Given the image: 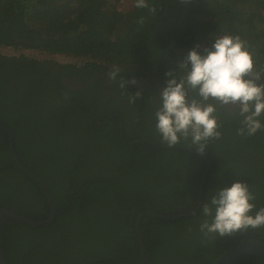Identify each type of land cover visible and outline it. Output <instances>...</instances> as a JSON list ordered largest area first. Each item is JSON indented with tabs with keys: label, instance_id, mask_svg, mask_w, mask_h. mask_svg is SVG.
Here are the masks:
<instances>
[{
	"label": "trees",
	"instance_id": "16d2710c",
	"mask_svg": "<svg viewBox=\"0 0 264 264\" xmlns=\"http://www.w3.org/2000/svg\"><path fill=\"white\" fill-rule=\"evenodd\" d=\"M147 3L149 8L141 9L135 0H0V48L44 55L0 52V124L13 132L17 157L41 179L57 211L41 226L0 217L6 264H140L137 213L173 215L196 206L205 159L136 141L166 145L153 127L147 128L157 105L148 103L149 91L130 104L128 94L138 91L127 84L125 89L113 86L117 97H101L94 82L66 89L56 76L69 67L83 80L85 74L116 67L119 82L128 76L143 79L152 70L164 87L171 78L165 72L181 73L179 61L190 49L199 44L203 54V47L223 35L245 40L260 70L264 0ZM54 54L79 62H58ZM217 115L222 137L205 151L212 166L203 181L201 206L176 220L141 218L145 264H211L244 236L264 241V228L214 239L199 231L202 204L236 180L255 193L253 215L264 207V131L239 136L242 117L227 110ZM8 144V134L0 129V208L45 219L49 205L33 179L18 170ZM230 264H264V258L240 255Z\"/></svg>",
	"mask_w": 264,
	"mask_h": 264
},
{
	"label": "clouds",
	"instance_id": "9594fccd",
	"mask_svg": "<svg viewBox=\"0 0 264 264\" xmlns=\"http://www.w3.org/2000/svg\"><path fill=\"white\" fill-rule=\"evenodd\" d=\"M135 7L142 9L149 8V5L147 0H135ZM200 47L195 45L179 61L181 73L171 68L165 72V76L171 78L166 80V86L160 91L154 116L155 129L162 143L173 146L188 141L189 148L204 154L210 141L222 137L217 115L220 110L234 108L236 115L242 117L240 127L236 129L239 136H252L264 131L261 121L264 117V82H261L264 81V68H255L249 46L239 36L217 37L210 47H203V54L197 50ZM1 48L11 49V54L4 53ZM1 48L4 55H29L23 52L27 49ZM119 71L114 67L107 73V79L116 82ZM118 83L121 89H125L127 83L135 85L137 81L121 79ZM141 95L139 91L134 95L128 94L129 103L134 104ZM255 199L248 183L241 180L215 191L202 204L203 219L199 231L205 238L214 239L264 228V207L253 215Z\"/></svg>",
	"mask_w": 264,
	"mask_h": 264
},
{
	"label": "water",
	"instance_id": "95a60500",
	"mask_svg": "<svg viewBox=\"0 0 264 264\" xmlns=\"http://www.w3.org/2000/svg\"><path fill=\"white\" fill-rule=\"evenodd\" d=\"M0 129L4 130L8 134V139H9L8 146H9V151H10L12 161L14 162V164L16 165L19 171L28 175L37 184L41 194L46 199L49 205V209H50L49 215L45 219H42V220H33L31 218L16 214L15 212L7 208H4V207L0 208V217L8 216L10 218H13L16 221L22 222L30 226H41V225L49 224L55 218L56 213H57L56 207L54 205L51 195L49 194L48 190L46 189L41 179L35 173L27 169L17 157L15 147H14V140H13L14 136L10 128L6 127L5 125L0 124ZM120 135L122 138L121 132H120ZM136 141H144L150 144L152 147L157 148V149L176 148V149L186 150V151L196 153L198 155L203 156L204 158L207 159L208 163H210L209 156L207 154L205 153L199 154L196 152L195 149L189 148L184 145H173V146H169L167 144L159 145L151 141H148L146 139H140ZM209 169H210V165L208 168L204 170L203 174L200 177L198 188H197L196 206L192 210L179 213V214H173V215H163V214L157 213L152 210H142L137 213V215L135 216V231H136V237H137L138 245H139L140 264H145V255H144V248H143L142 235H141V229H140L141 218L143 216L148 215V216H152L154 218L163 219V220H176V219L187 217V216H190L196 213L199 210L201 203H202L203 181ZM245 254H252V255H256V256L264 258V241L259 240L257 238H251V237L244 236L237 243H235L230 248H228L223 253H221L211 264H230L231 261L234 260L236 257L240 255H245ZM0 264H6L3 254H2L1 247H0Z\"/></svg>",
	"mask_w": 264,
	"mask_h": 264
},
{
	"label": "flooded vegetation",
	"instance_id": "af4514ba",
	"mask_svg": "<svg viewBox=\"0 0 264 264\" xmlns=\"http://www.w3.org/2000/svg\"><path fill=\"white\" fill-rule=\"evenodd\" d=\"M53 70L57 71L58 67L57 66H53ZM77 73H78V70L67 67L65 69V71H64V74L57 75L56 79L66 89H76V88H80V87H86L90 83L94 82V85H97L98 88H99L101 97H106V96L117 97L118 96L117 90H115L113 88V86L119 87L118 82H110L107 79L108 71L100 70L99 72L96 73V75L85 74L83 76V78H84L83 80L79 79L78 77H76ZM155 73H156L155 71L153 73L152 70H149L145 74L143 79L136 78L134 76H128L127 78H125L126 81H131L132 79H135L137 81V83L135 85H133L131 83H127L128 87L131 88L133 91H139L141 93L143 91H149L151 93V99L148 102L150 105H153L155 103L158 104V102H159V100H158L159 94H160L161 89L163 88L162 85H161V80H160L159 76L157 77L155 75ZM150 84L154 85V87L153 88L150 87L149 86ZM151 90H152V92H151ZM226 110H227V112L229 114H235L236 113V110L234 108H228ZM152 121L153 122H148V124H147V128L148 129H150L151 127H153L155 129V116L152 117ZM121 128H122V125L120 126V129ZM204 153L208 155L207 152H204ZM246 155H249V154H246ZM255 156L256 157H260L259 154L255 155ZM201 157H203V156H201ZM204 159L206 161V168H208L209 165H210V168H211L212 161H211L210 156H209L210 163H208L206 158H204ZM208 172L206 173V175L208 174Z\"/></svg>",
	"mask_w": 264,
	"mask_h": 264
},
{
	"label": "rangeland",
	"instance_id": "374dc122",
	"mask_svg": "<svg viewBox=\"0 0 264 264\" xmlns=\"http://www.w3.org/2000/svg\"><path fill=\"white\" fill-rule=\"evenodd\" d=\"M1 51H3L4 53L11 54V49L1 48ZM23 52H25V53H27L29 55H33V56H35L37 58H44L43 53H38L35 50L27 49V50H23ZM52 57L54 59L60 61V62H69V61L77 62V63L79 62L78 60H76L74 58H69V57H66V56H63V55H58V54H54Z\"/></svg>",
	"mask_w": 264,
	"mask_h": 264
}]
</instances>
